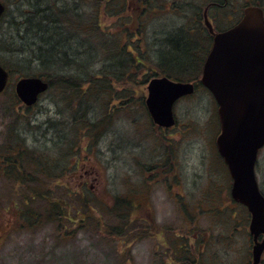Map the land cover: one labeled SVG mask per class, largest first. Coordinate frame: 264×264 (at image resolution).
Here are the masks:
<instances>
[{"label":"rangeland","instance_id":"374dc122","mask_svg":"<svg viewBox=\"0 0 264 264\" xmlns=\"http://www.w3.org/2000/svg\"><path fill=\"white\" fill-rule=\"evenodd\" d=\"M2 1L7 5L8 13L2 25L3 29H0V37L2 32H7V30L11 35H15V29H11L14 26L13 22L25 19V14L32 6L28 2L33 1L36 4L37 0ZM38 1L43 8L49 4V0ZM51 1L53 3V0ZM173 1L181 2L183 0ZM105 2L107 4L103 3L101 7H96L93 10L92 0H88V2L86 0H60L62 8H68L72 13L75 11V14H79V16L81 13H85L87 20L99 9L102 27L115 34L118 44L119 40H121V44L124 42L132 44L133 40L141 39L142 43L141 41L136 42L139 45L141 43L138 52L140 51L147 57L145 62L151 65L152 71L157 76L165 75L188 79L190 76L191 78L196 76L193 74L199 73L190 69L179 71V66L171 65L169 58L160 55L164 47L159 46L158 50L152 47L154 31L170 33L173 28H178L181 25L179 19L166 11L152 21L148 18V12L143 15V29L145 30L142 35H139L137 27L140 18L135 10L131 11L130 8L125 10L119 0H105ZM171 2L172 0H157L154 2V6L159 5V10H161L162 5L171 6ZM136 3L138 10H141L137 0ZM179 4L176 3V5ZM75 5H77L76 8H71ZM134 7L136 8V6ZM168 8L166 7L167 10ZM87 20L85 19V21ZM76 41L72 40V45L81 46V52L87 50L86 45L83 47L78 43L79 41ZM86 42L90 45L89 39ZM129 49L132 50L130 46ZM152 50H156V52L153 53ZM174 56L177 59L179 57ZM101 57L103 58V56ZM191 58L193 60L194 56L191 55ZM0 60H5L3 53H0ZM156 63H159L161 68H158ZM104 66H109V63L99 64L93 70L101 73L100 69ZM90 69L91 67L88 68V71ZM151 69L148 68L144 75L146 73L153 75ZM70 73L75 74L74 70ZM16 74L7 91L0 95V155H2L3 148H6V142L11 138L10 134L13 133V131L9 132V129L13 127L11 123L16 120L14 119L16 115H20L21 118H18L21 122L15 124L21 138L23 137L27 141L29 147L35 148L40 145H48L50 138L45 134V131L48 130L49 121L61 119V111L63 112L62 109L65 107L53 93L47 92L41 97L38 105L30 111H27L24 105L19 103L17 104L18 113H14L15 105L8 100L15 92V82L19 78ZM134 75V82L130 83L127 78L116 79L112 74H109L112 87L115 88L114 92H119V94L116 93V97H121L124 103L122 105L127 107L128 113H121L118 119V116L112 117L113 111H110L111 119L106 124L108 127L98 137L92 135L94 129L91 125L108 120L109 116L106 114L108 107L114 108L115 103L118 107L122 105L118 99L116 102L109 103L110 98L106 94H102L103 99L99 98L102 95L94 100L89 99L88 119L90 122H87L82 129L83 137L77 153L78 157L81 156L80 164H83L81 174L85 173L82 175H85L89 180L90 188L85 190L84 195L87 194L90 197L92 195L93 198L91 200L88 198L90 201L86 203L92 206L91 209H96L95 214L101 218L103 224L105 222L111 226H121L120 224L125 219L102 214L103 212L99 210L100 202L109 203L111 194L123 195L126 193L129 179L132 184L135 182L138 193L145 195L146 192L143 189L146 187L147 181L152 182L157 174L160 175L157 179L160 182L156 181L147 193L149 197H135L139 211L137 209L136 213L133 212V216L131 215L130 232L128 231L129 233L124 237L108 234L106 237H100L96 228V233L92 230V225L89 228L79 229V218L75 219L77 224H72V226L70 224L61 229V234H67L68 237L65 241L57 239L59 236L57 228L46 222L33 229H13L15 218L18 215L13 207H5L11 202L12 186L8 180L0 179V264H178V260L184 256L179 254V257H173V252L177 250V246L181 247V242L190 245L192 259H197L201 251L207 250L208 247L205 246L209 240L212 245L211 250L209 249L207 252L214 256H209L208 260L212 259L215 264H244V260L247 261L250 257L252 240L248 233L247 217L242 213L239 205L232 201L231 180H229L224 166L220 167L224 164L220 163L214 143L217 129L214 116L216 109L210 93L199 89L195 96L188 97L181 102L178 101L175 112L179 124L162 133V130L151 124V118L144 101L148 95V82L152 77L148 79V82H145L144 77L137 73ZM88 77V74L84 75V80L88 81ZM84 88H87V85ZM126 103L127 105H125ZM85 106H87L86 103ZM67 116L69 122L67 131L72 135L76 125H73L72 113ZM52 131L55 132L56 129H52ZM51 135L55 141L58 140L56 133ZM167 157H169L168 161ZM172 163L174 166L171 168ZM89 165L97 167L96 178L99 179L98 181L93 180L94 175L87 172L90 169ZM150 165L158 166V168L146 174L147 167ZM258 169L257 179L261 190L264 191V152L261 154ZM152 174H154L153 177H151ZM82 175L76 180L79 179L84 183L85 179L82 178ZM168 179L173 186L169 184ZM176 181L179 182L176 183ZM71 187L72 190H69L70 193L72 192L69 193L70 200L67 199L65 192L64 196L58 190L55 191L53 198L59 199L63 195L62 199L67 200V203L72 202V207H82L84 201L75 200L79 199L75 192L77 185L73 183ZM180 194H184V200H179ZM213 197H215L216 203L226 209L227 213L216 217L212 214L205 215L211 213L212 209L206 208L204 205L200 209V205ZM85 198L87 199V196ZM182 203H185L191 213H183ZM45 207L44 205L38 206L39 210L43 211L47 210ZM149 210L150 212L152 210V215ZM215 210L218 212L217 207ZM219 211L221 210L219 209ZM201 242H203L202 245H199ZM194 245L196 248L193 247ZM170 254L173 256L170 257Z\"/></svg>","mask_w":264,"mask_h":264},{"label":"trees","instance_id":"16d2710c","mask_svg":"<svg viewBox=\"0 0 264 264\" xmlns=\"http://www.w3.org/2000/svg\"><path fill=\"white\" fill-rule=\"evenodd\" d=\"M92 1L93 10L96 7H101L103 3L107 4L105 0ZM119 1L125 10L129 9L127 0ZM147 1L149 0H139L143 6L147 4ZM28 3L32 6L25 14V19L13 22L14 26L11 29H15V35H11L8 30L2 32L0 53L5 55V60H0V64L10 71L11 80L16 73L19 78L37 76L46 80L50 86L48 92L53 93L65 107L62 109L63 112L61 111V119L49 121L50 125L45 131V134L50 138L48 145H40L35 148L28 146L27 141L23 137L21 138L18 127L15 126L21 122L18 119L20 115H16L14 117L16 120L11 123L13 127L9 129V132L13 131V133L10 134L11 138L6 142V148H3L2 155H0V179L8 180L12 186L11 202L5 207H13L18 215L15 218L13 229H33L46 222L57 228L59 233L57 239L65 241L68 237L67 234H61V229L70 224L71 226L77 224L75 219L79 218V229L89 228L92 225V230L95 232L96 228L100 237H106L107 234L127 236L131 228L129 221L131 215L133 216V205L129 200L116 199L111 194L110 197L108 196L109 203L100 202L99 210L106 216L107 214L114 215L119 219L124 218L125 221H122L121 226H111L105 222L103 224L101 218L95 214L96 209H91L92 206L86 203L93 199L88 191L91 197L87 194L84 195L86 188L89 189L90 186L81 187L84 184L83 181L76 180L82 175L81 167L83 165L80 164L81 156L78 157L77 153L83 137L82 129L87 122H90L88 119L89 99L94 100V98L97 99L100 95L106 94L110 98L109 103L117 100L116 93L119 94V92H114L115 88L112 87L109 74H112L116 79L127 78L130 83L134 82L132 79L136 73L144 77L145 82H148V79L152 77L150 73L144 75L149 67L145 62L147 57L140 51L138 52L143 41L140 39L139 45L136 43L139 42L138 40H135L136 44L133 42L125 44L124 40V43L121 44V40H119L118 44L115 34L102 27L99 9L87 20L85 13H81L79 16V14H75V11L72 13L68 8H62L60 0H53V3L49 0V4L44 8L40 6L38 0L36 4L33 1ZM76 7L77 5L71 6V8ZM142 9L137 11L140 18L137 27L139 35H142L145 30L143 29V15L148 13V10L142 13ZM7 13L0 22V29H3L2 25ZM87 39H89L90 45L86 42ZM72 40L79 41L78 43L83 47L86 45L87 50L81 52L82 47L72 45ZM129 46L132 50L129 49ZM162 47L164 48L160 55L169 58L171 65L179 66V70L192 66L191 49L185 44L182 36L168 35ZM174 55L179 56L178 59ZM106 63H109V66L102 67L101 73L93 70L99 64ZM89 67L91 69L88 71ZM73 70L75 74L70 73ZM87 74L89 80L85 81L84 75ZM86 85H88L87 89H84ZM103 95L99 98L103 99ZM8 101L15 105L13 112L18 113L17 104L20 101L16 94L14 93ZM25 109L30 111L32 108L25 107ZM113 109L111 106L106 109V111L108 110L106 113L109 116L108 120L91 125L94 129L92 135L98 137L106 131L108 127L106 124L111 119L109 112L114 111ZM8 112L10 113V111ZM69 113H72L73 125H76L72 135L67 131L69 127L67 115ZM52 129H56V131L53 132ZM55 133L58 136L57 141L51 135ZM88 152L90 153L89 150ZM87 158L90 159L88 156ZM5 180L3 182L7 184ZM73 183L77 185L75 192L79 196V199L75 200L84 201L82 207L79 208L72 207V202L67 203V200L62 199L65 192L67 199L70 200L69 190H72ZM57 190L63 194L59 199L53 198ZM131 194L133 193L131 192ZM39 205L46 206L47 210H39ZM183 248L185 249L178 250V253L184 256L178 260V264H199V260L202 264H215L212 259L208 260L209 258L201 255L196 262L195 259H192V250L189 248V244L186 243ZM171 255L169 256L179 257L177 252H173Z\"/></svg>","mask_w":264,"mask_h":264},{"label":"water","instance_id":"95a60500","mask_svg":"<svg viewBox=\"0 0 264 264\" xmlns=\"http://www.w3.org/2000/svg\"><path fill=\"white\" fill-rule=\"evenodd\" d=\"M6 10L0 0V19ZM9 71L0 65V94L8 86ZM203 84L219 104L222 133L219 152L233 178L232 197L252 214L251 234L264 235V196L255 175V163L264 146V16L251 7L233 29L215 37L203 74ZM49 83L40 77L17 81L15 92L28 107L34 106ZM194 87L168 78L154 79L148 86L146 104L153 121L163 127L175 124L173 107L180 98L191 95ZM264 252V239L254 246V262Z\"/></svg>","mask_w":264,"mask_h":264},{"label":"flooded vegetation","instance_id":"af4514ba","mask_svg":"<svg viewBox=\"0 0 264 264\" xmlns=\"http://www.w3.org/2000/svg\"><path fill=\"white\" fill-rule=\"evenodd\" d=\"M82 1H84V0H82ZM127 1L129 2L128 5H129V8L131 9V11L135 10L136 14H137L138 6L136 5L137 4L136 0L135 1L134 0H127ZM137 1H138V4L140 5L139 8L140 9L143 8L142 13L147 12V10H148V12H149L148 18L152 21H154L153 19L157 18L159 16V14L161 15L167 11L170 14H172V16L179 19V22H181V25L178 28H173L170 33H172V36H182V38L185 41V44L191 49V52H190L191 55L194 56V59L192 60L193 61L192 66L185 68L183 70L190 69L191 71H197L199 73L193 74L196 76L195 77L192 76V78L190 76L188 79H186L185 77H183V78H181V77H170V76H165V75L157 76L152 71L151 65H149L148 68L151 69V73L153 74L151 80H153L154 78H157V77H167L173 81L193 85V87H194L193 95L186 96V97L179 99L178 101H180V102L182 100L188 98V97L195 96V94L199 91V89L203 90V91H207L210 93V96L212 97V100L215 104V109H216L214 112V116H215L217 129L215 131L214 143H215L217 154L220 157V163L224 164L222 166L220 165V167L223 168V166H224V170L226 173H228L227 176H228L229 180H231L230 192H231L232 201L235 202V204L239 205L242 213L246 214L247 224H249L248 233H249L251 240H252V252L250 254V257L247 259V261L244 260V264H253V262H254V255H253L254 246L256 245V242L261 243L263 241L264 235H260L257 238V241L255 240L254 236L251 234V231H250V225H251V221H252V214H251L250 210L248 209L247 206L237 203L232 197L233 180L231 178V175L229 173L227 165L225 164L224 160L221 158V156L218 152L217 145H216V140H217V138L221 132L219 116H218V109H219L218 103H217V100H216L214 94L211 93L209 90H207L203 86L202 78H203V72H204V68H205L207 58H208L209 54L211 53V51L214 47L215 37L218 34H222V33L229 31L230 29L235 27L238 23H240L243 20L245 14L247 12V9H249L251 7H256V8L262 9L263 14H264V0H183L181 2L172 0L171 6L162 5L161 10H159V5L154 6V2L157 0H149V1H147V4H145V6H143L139 2V0H137ZM86 2H88V0H86ZM176 3H180V4L176 5ZM134 6H136V8ZM166 7L167 8L169 7L168 10L166 9ZM149 29H151V28H149ZM170 33L163 32V31H161V32L154 31L155 37L152 38V40H153L152 41V47L156 48V49H157V47L159 48V46L162 47L163 43L167 39V36L170 35ZM159 35H164V36H159ZM133 43L135 44V40H133ZM152 52L154 53V52H156V50H152ZM152 65L155 66L154 63H152ZM156 66L158 68H161L159 66V63H156ZM132 81H134V79H132ZM84 89H87V88H84ZM117 99L121 105L124 104L121 97H118ZM176 104L177 103H175V105H174L175 125L172 127H169V128L161 127V126L155 124L153 119L150 116L151 124H153L155 127L157 126L160 130H162L161 131L162 133L167 132V131L177 127L179 124V120H178L176 112H175ZM75 105H77V104L75 103ZM125 105H127V103ZM145 106H146V102H145ZM111 108H113V107H111ZM113 110L114 111L112 112L113 113L112 117L116 118L118 116V119H119V115L121 113H123V112L128 113L126 106L122 105V106L118 107L116 105V103L114 104ZM172 150H173V148H172ZM262 152H264V147L259 149L258 154H257V160L255 163L256 177H257V171H259L258 167H259V164L261 161ZM168 159H169V157H167V161H168ZM89 166H90V169L87 172L94 175L93 180L98 181L99 179L96 178V176L98 175V173L96 171L97 167L95 165H89ZM173 166H174V164L172 163L170 167L172 168ZM157 168H158V166H151L150 165V167H147L146 174L151 173L153 170H155ZM82 171H83V169H82ZM82 174H85V173H82ZM153 176H154V174H152L151 177H153ZM159 176L160 175L157 174V176H155V178H154V180H152V182H149V180L147 181L146 187L143 189L146 192L145 195H140L138 193L136 186H135V182H133V184H132L131 180L129 179L128 180L129 186L127 187L128 191L126 193H124L123 195L118 194V193L113 194V197H116V199L119 198L120 200H123V201H125L126 199L129 200L131 205H133V209H134L133 212L136 213L137 209L139 211V207L136 204L137 200L135 199V197H141V196L149 197V195L147 193L151 190L150 188L152 186H154V184L156 183ZM82 177H84L85 181L81 187H84V188L88 187L89 186L88 185L89 180L85 177V175H82ZM176 178H177V176H176ZM168 181H169V179H168ZM157 182H160V181L158 180ZM178 182L179 181H176V183H178ZM169 184H170V181H169ZM170 185L173 186V184H170ZM259 187H260V185H259ZM260 190H261V187H260ZM131 192L133 194H131ZM142 193H143V191H142ZM261 193L264 195V191L261 190ZM184 198H185L184 194H180L179 200H184ZM207 201L201 203V205H200V209L203 205L206 208L212 209L211 213H207L205 215H210V214L219 215V214L227 213L225 211L226 209L223 208V206L216 203L215 197L210 198ZM182 206L183 207L181 208V210L183 211L184 214L187 212L191 213V211L186 207L185 203H182ZM216 207L218 208V212L215 210ZM219 209L221 211H219ZM151 212H152V210H151ZM151 212L149 210V213L152 215ZM195 213H197V212H195ZM202 243L203 242H201L199 245H202ZM211 245H212V243L209 240L205 246L206 248L208 247L207 250H209V249L211 250ZM185 246H186V243L181 242V247L177 246L178 248L174 252L175 253L177 252V255H179L180 253H178V250L180 251L181 249H185V248H183ZM189 247H190V245H189ZM193 247L196 248V245H194ZM207 250L201 251L199 253V255L205 256L207 258H209V256H214L212 254L209 255ZM182 251H181V253H182ZM198 259L199 258L195 259L196 262ZM200 261L201 260H199V264H202V262H200ZM258 264H264V252H263V254L261 256V260Z\"/></svg>","mask_w":264,"mask_h":264}]
</instances>
